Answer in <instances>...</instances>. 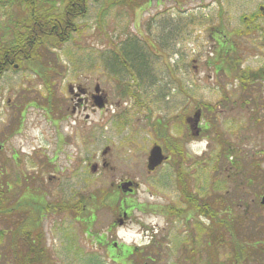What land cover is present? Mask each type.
<instances>
[{
  "label": "rangeland",
  "instance_id": "1",
  "mask_svg": "<svg viewBox=\"0 0 264 264\" xmlns=\"http://www.w3.org/2000/svg\"><path fill=\"white\" fill-rule=\"evenodd\" d=\"M260 6L264 0H90L68 42L42 46L36 59L5 71L0 191L11 192L1 207L18 202L22 209L0 212V264H15L16 228L41 231L47 264H264L257 205L264 194V21L249 22ZM22 8L0 0V48L11 42ZM123 51L138 57L131 65L145 71L142 79L131 68L112 71ZM96 84L107 107L88 104L71 116L68 88L93 94ZM196 114L201 133L191 128L190 140L186 123ZM193 140L207 141L199 155L188 147ZM154 146L169 160L148 173ZM128 183L133 194L121 190ZM182 189L196 198L191 211ZM236 192L249 197L238 201ZM225 193L237 209L213 222L231 234L209 231L212 221L195 211L202 203L225 209L218 205ZM39 198L53 209L40 211ZM121 208H131L132 219L106 242L133 252L113 262L99 237Z\"/></svg>",
  "mask_w": 264,
  "mask_h": 264
},
{
  "label": "trees",
  "instance_id": "2",
  "mask_svg": "<svg viewBox=\"0 0 264 264\" xmlns=\"http://www.w3.org/2000/svg\"><path fill=\"white\" fill-rule=\"evenodd\" d=\"M15 1H17V4L20 6V8L23 5V8L20 12L22 16L20 19L14 22L11 33V42L4 44L0 48V77L11 67L16 65L21 66L22 64L28 63L31 61V58L36 59L39 56L40 48L42 46L51 44L53 49H56L68 42L71 38V35L77 32L76 21L86 16L88 3L90 0H42V4H38L39 2L36 0ZM217 40L219 41H216V43L219 45L226 43L225 41L224 43H221L223 40L221 37ZM219 49L222 51L225 49V47L222 46L219 47ZM122 55L121 63L118 62L119 64L110 66L112 71L116 72L118 66L127 71L129 68H131L135 74L140 77V79H142V73L145 71L141 72L136 69V67L131 65L132 58L134 61H137L136 59L138 57H134V54H131L130 56L128 51H123ZM241 78L243 77L239 78L242 84H245L248 81L247 77H245L246 79ZM174 149L175 151L179 150L177 148ZM248 183L250 184V182ZM1 189L2 187L0 185V190ZM10 192L11 190L8 188L7 190L0 191V212L2 211V217H8L12 214L17 215L19 213L18 209L21 208V205H18V202L16 206L13 204L12 207H8L6 205L5 207H1V202L6 198L7 195H9ZM181 193L184 195V201L191 211V206H194L196 198L192 194L191 196H188L189 191H185L184 193L182 189ZM33 205L39 208L42 212L43 210L51 211V209H53L50 205L48 207L45 203H43L41 198H39L37 202H33ZM65 208L66 207L56 209L65 211ZM195 208V211L199 213V215L201 214L210 222L212 221L213 226L208 229L209 231H213L214 227H216L215 224L218 225V223L213 222V217L217 213L216 209H212L213 207H208L206 203H202L200 206ZM130 210L132 209L130 208ZM73 214L75 217L78 215L76 210L73 211ZM38 216L40 215L38 214ZM15 230L16 231L12 234L10 242V253L14 257V263L47 264V254L44 249L45 247L41 237V231L37 232L39 230H22L21 228H16ZM32 232L36 233L32 235ZM0 235L2 236L1 233ZM99 240H101L100 237ZM126 248L127 254L133 252L132 246H127Z\"/></svg>",
  "mask_w": 264,
  "mask_h": 264
},
{
  "label": "flooded vegetation",
  "instance_id": "3",
  "mask_svg": "<svg viewBox=\"0 0 264 264\" xmlns=\"http://www.w3.org/2000/svg\"><path fill=\"white\" fill-rule=\"evenodd\" d=\"M259 19H262L264 21V7L263 6L258 7L257 13L255 15H253L252 20L250 19L249 22H250V24H253L254 22H256ZM244 21H247V19L244 18ZM221 38H223L221 43L222 42L224 43V41L226 42V36H222L221 35ZM68 91H69L70 95H72L71 102L73 103L71 116H75L76 114H78L80 112V110H82L84 108H87L88 104L90 105L92 110L96 109V110H100L101 111V110H103L104 108L107 107L106 95L101 91L100 87H99L98 95L95 94V87H94V90H93V94H91L88 91V89H83V88H81L79 86H76V87L70 86L68 88ZM95 97H99L100 98L99 100L103 103V107L101 109H99V108H97L95 106V100H96ZM199 120L200 119H198V122H195V120L193 122H191L190 118L187 120L186 124L188 126L187 129L190 131V140H191V128H193V130H196V132H194L195 135H199L201 133V130L197 127L198 124H199ZM188 141L189 140L186 139L185 142L188 143ZM165 157H166V161L165 162H167L169 160V158L167 156H165ZM152 172H150V173H152ZM131 193L133 194L134 190H132ZM229 195H231V194L230 193H225L226 197H224V198L222 197V198L219 199L220 202L218 203V205H220L221 207H225V209L217 208L216 209L217 213H220V212L223 211L224 213L230 214L232 212L230 210V208H234L235 209L236 206H238L237 201L233 202V201L230 200L231 197L227 198ZM235 197L237 198L238 201L245 200L246 198L249 197V194L246 193V192L245 193L244 192H236ZM263 197H264V194L261 196V199H260V201L257 204V205H259L258 209H260V210H264V204L261 203ZM213 199L216 200V198H213ZM130 211H131L130 209H124V208L119 209V211H117L116 214L114 215V220L112 221V223L105 230V232H104L105 234L100 236L101 240H100L99 243L101 244V246L106 244V248H105L106 255L108 254L113 262H114V258L116 260V257L120 258L121 256L125 255L127 246L124 243L119 242V241L118 242L114 241V242H111V244L107 245V242H106L107 241V235H108V233H111L113 230L117 229L118 227H122V226L127 225L131 221L132 217H131ZM74 220L76 222H79V225H81L83 223V220L78 215L75 217ZM221 223H224V222H221ZM222 225L223 224H218V225L215 224L216 227H214L213 231H216V228H217V232L219 231L220 233L222 231H225L226 233L228 232L229 234H231L233 232V230L231 229V227L229 225H225V224H224V226H222ZM212 226L213 225L211 223L210 227H212ZM150 232H153V229H150ZM231 237H233V236H231ZM258 237H261V238L263 237V240H264V233L263 232L260 233V235ZM257 239H259V238H257ZM151 243H152V245H154V241L151 242ZM240 251L243 252L244 250L240 249Z\"/></svg>",
  "mask_w": 264,
  "mask_h": 264
},
{
  "label": "water",
  "instance_id": "4",
  "mask_svg": "<svg viewBox=\"0 0 264 264\" xmlns=\"http://www.w3.org/2000/svg\"><path fill=\"white\" fill-rule=\"evenodd\" d=\"M99 93V86H95V94L98 95ZM95 106L99 109L103 107V103L99 100V97H95ZM195 116V122H198L199 116L196 114ZM105 153V152H104ZM166 161V157L163 155L160 147L154 146L152 149L149 151L148 158H147V166L146 169L148 173L154 171L156 168H158L160 165H162ZM95 171V167L92 169ZM121 190L123 192H132V185L131 184H122L121 185ZM262 204H264V197L262 198Z\"/></svg>",
  "mask_w": 264,
  "mask_h": 264
},
{
  "label": "clouds",
  "instance_id": "5",
  "mask_svg": "<svg viewBox=\"0 0 264 264\" xmlns=\"http://www.w3.org/2000/svg\"><path fill=\"white\" fill-rule=\"evenodd\" d=\"M207 141H196L193 140L189 145V149L196 155H199L205 148Z\"/></svg>",
  "mask_w": 264,
  "mask_h": 264
}]
</instances>
